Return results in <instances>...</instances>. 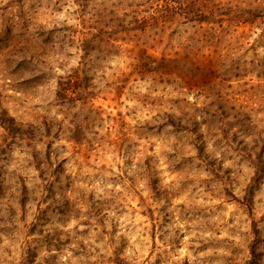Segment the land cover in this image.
<instances>
[{
  "label": "rangeland",
  "instance_id": "374dc122",
  "mask_svg": "<svg viewBox=\"0 0 264 264\" xmlns=\"http://www.w3.org/2000/svg\"><path fill=\"white\" fill-rule=\"evenodd\" d=\"M0 264H264V0H0Z\"/></svg>",
  "mask_w": 264,
  "mask_h": 264
},
{
  "label": "trees",
  "instance_id": "16d2710c",
  "mask_svg": "<svg viewBox=\"0 0 264 264\" xmlns=\"http://www.w3.org/2000/svg\"><path fill=\"white\" fill-rule=\"evenodd\" d=\"M207 13V12H206ZM250 13V12H249ZM207 14H211V13H207ZM213 23L212 21H207V24ZM206 75V70L201 72V76H205ZM208 83H204V85L206 86Z\"/></svg>",
  "mask_w": 264,
  "mask_h": 264
},
{
  "label": "clouds",
  "instance_id": "9594fccd",
  "mask_svg": "<svg viewBox=\"0 0 264 264\" xmlns=\"http://www.w3.org/2000/svg\"><path fill=\"white\" fill-rule=\"evenodd\" d=\"M73 63H75V61H74ZM57 70L59 71V69H57ZM109 75H111V74L109 73ZM108 187H109V188H111V187H112V185H111V184H109V185H108Z\"/></svg>",
  "mask_w": 264,
  "mask_h": 264
}]
</instances>
